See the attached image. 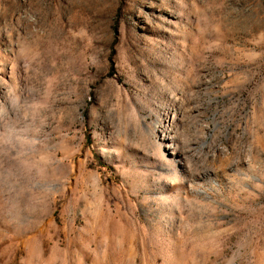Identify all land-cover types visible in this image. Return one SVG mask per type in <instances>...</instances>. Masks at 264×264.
Returning a JSON list of instances; mask_svg holds the SVG:
<instances>
[{
	"label": "rangeland",
	"instance_id": "374dc122",
	"mask_svg": "<svg viewBox=\"0 0 264 264\" xmlns=\"http://www.w3.org/2000/svg\"><path fill=\"white\" fill-rule=\"evenodd\" d=\"M0 264H264V0H0Z\"/></svg>",
	"mask_w": 264,
	"mask_h": 264
}]
</instances>
